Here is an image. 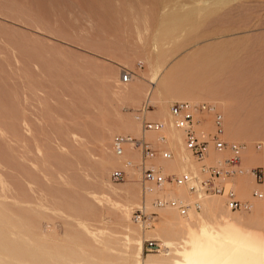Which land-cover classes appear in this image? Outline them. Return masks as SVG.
<instances>
[{
	"label": "rangeland",
	"instance_id": "374dc122",
	"mask_svg": "<svg viewBox=\"0 0 264 264\" xmlns=\"http://www.w3.org/2000/svg\"><path fill=\"white\" fill-rule=\"evenodd\" d=\"M213 43L207 53H225L226 67L186 73L191 51ZM122 69L133 72L129 81ZM179 99L216 104L222 137L241 142L243 166L263 172L260 181L239 173L227 184L241 198L254 188L263 196L250 209H230L209 194L191 217L159 207L143 228L131 218L141 200L138 170L109 177L125 158L111 137L140 135V115L166 120ZM198 128L212 130L211 119ZM167 134L172 158L152 162L166 172L198 168L182 131ZM209 151V161L229 153ZM159 193L192 198L185 185ZM218 210L236 220V242L257 229L264 238V0H0V264H174L187 224ZM171 223L177 228L167 233ZM146 238L160 250L147 249Z\"/></svg>",
	"mask_w": 264,
	"mask_h": 264
},
{
	"label": "built area",
	"instance_id": "2783aa9c",
	"mask_svg": "<svg viewBox=\"0 0 264 264\" xmlns=\"http://www.w3.org/2000/svg\"><path fill=\"white\" fill-rule=\"evenodd\" d=\"M133 75L130 69H122L120 79L129 81ZM211 119L212 130L199 129L203 123ZM141 134L117 132L111 137V149L117 156H123L127 150L138 154L137 159L125 157L123 166L114 167L109 174L112 181H122L130 175L129 169L138 170V180L141 184V200L132 208L131 218L143 228L151 227L158 215L159 207H174L180 215H187L190 210L200 209L202 198L209 194H219L224 197L226 206L230 209H250L253 198H261L263 191L254 188L250 198H241L236 189L227 184L239 173H250L258 181L262 179L260 165L250 167L242 164L243 144L227 141L222 137L223 115L216 104L206 100L179 99L169 106V118L147 119L140 116ZM168 128L182 131L184 148L199 162L198 168L186 167L179 173L166 172L161 166L152 161L156 158H172L173 152L166 146L169 137ZM157 132L155 139L149 138L147 133ZM210 146L217 151L225 149L229 153L212 161L207 160ZM185 185L192 198L184 199L178 196L160 194L169 185ZM150 193H155L150 196ZM157 242L144 239L147 249H154Z\"/></svg>",
	"mask_w": 264,
	"mask_h": 264
},
{
	"label": "bare ground",
	"instance_id": "6f19581e",
	"mask_svg": "<svg viewBox=\"0 0 264 264\" xmlns=\"http://www.w3.org/2000/svg\"><path fill=\"white\" fill-rule=\"evenodd\" d=\"M215 46H217V45H214V43H213V44H209V45H206L203 47L196 48L193 51H191L189 56L185 59V60H188L190 62V65H188L186 73H190L191 70H193V69L201 71V70H204L207 68L208 69L219 68L221 70L224 67H226V65L229 62V59L226 58L225 53L222 52L220 54L217 51H216V53H211V54L207 53L208 50H214ZM200 73L202 74V72H200ZM199 77H201V76H199ZM229 129L231 131L230 127H229ZM150 135H148L149 138H150ZM241 136H243V134ZM233 137H234V135H233ZM168 142H169V140H168ZM252 154H254V153L250 154V159H254V157H255ZM121 157H132L131 151L127 150L126 154L121 156ZM133 159H137V158H133ZM208 198H210V196H205L202 198L201 202L203 204V207H204V202ZM212 204L215 206L216 203L215 204L212 203ZM188 214L191 217L192 215L197 214V213H195L194 210H190ZM206 217H208V216H206ZM206 217L203 216V219H202L200 226H195V225H192L190 223L187 224L186 230L184 229L186 231L184 234L185 235V237L183 239L184 241L182 240L183 243H181V244L179 243L180 246L175 249V253L180 254L181 257L175 259L174 264H264V242H263L264 238H261V236L259 235L260 233L257 232L258 229L255 231H252V233H249V234H252L253 236H251L250 238H242V239H240V240H242V242L239 240L240 243H238V242H236L238 240V238H235V237L240 235L241 231L236 228V225L234 223L236 220L234 221V219L228 217V214H224V212H222V210H218V212H215L214 216L212 218H206ZM1 221H2V219H1ZM6 222H8V221H6ZM165 222H166L165 225H167V221H165ZM1 226H2V224H1ZM6 226L9 227L8 225H6ZM5 227H4V229H5ZM2 228L3 227H1V229ZM163 228L165 229V231L167 233H170L177 227H175V225L171 223V228L166 227L164 225H163ZM4 229L2 232H4ZM241 229H242V226H241ZM179 230H181V229H179ZM8 232H6V233L8 234ZM6 233H4V235ZM7 234H6V236H7ZM10 235L11 234L9 233V236ZM0 236H2V235H0ZM11 241H13V240L11 239L10 242ZM248 241H251V242H248ZM1 243H2V239H1ZM17 243H19V242H16V244ZM9 244H12V243H9ZM139 244H140V249H141L143 246L142 240L139 242ZM18 245H20V244H18ZM21 245H24V244L21 243ZM21 245H20V247H21ZM164 245L172 249L175 244H173L172 240L166 239V240H164ZM7 246L8 245H6V249L8 247L11 248L10 246H8V247ZM155 246H156L155 248L157 249V251H159L160 250V247H159L160 244L156 243ZM3 247H5V245ZM16 247H17V249L19 248L18 246H16ZM9 248H8V250H9ZM21 248L23 249V246ZM154 249H152V250H154ZM12 250H13V248H12ZM46 250H48V249H46ZM48 251L50 252V250H48ZM0 252H1V250H0ZM9 252L10 251L7 252V250H6L5 253L9 254ZM20 252H22V251H20ZM13 253H14V250H13ZM52 254H50V255H52ZM16 256H17V254H16ZM54 256L56 257V255H54ZM57 256H59V255H57ZM44 257H43L44 261L42 259L43 262H45ZM61 258H63V257H61ZM60 259L58 257V260H60ZM47 260L49 262V259H47ZM63 262H64V259H63V261L61 259L60 263H63ZM6 263H8V261ZM56 263H57V261H56ZM65 264H67V263H65Z\"/></svg>",
	"mask_w": 264,
	"mask_h": 264
},
{
	"label": "crops",
	"instance_id": "0c3cea01",
	"mask_svg": "<svg viewBox=\"0 0 264 264\" xmlns=\"http://www.w3.org/2000/svg\"><path fill=\"white\" fill-rule=\"evenodd\" d=\"M246 185V186H245ZM241 189H243L242 191L243 192H247V189H248V184H245L244 182L242 183V185H241Z\"/></svg>",
	"mask_w": 264,
	"mask_h": 264
}]
</instances>
